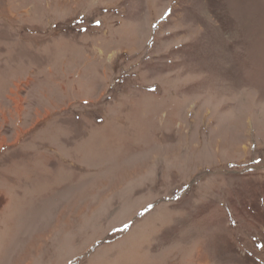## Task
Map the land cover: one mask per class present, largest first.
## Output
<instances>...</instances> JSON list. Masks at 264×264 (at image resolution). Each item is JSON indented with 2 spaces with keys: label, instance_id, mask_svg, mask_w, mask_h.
I'll return each mask as SVG.
<instances>
[{
  "label": "rangeland",
  "instance_id": "1",
  "mask_svg": "<svg viewBox=\"0 0 264 264\" xmlns=\"http://www.w3.org/2000/svg\"><path fill=\"white\" fill-rule=\"evenodd\" d=\"M0 264H264V0H0Z\"/></svg>",
  "mask_w": 264,
  "mask_h": 264
}]
</instances>
